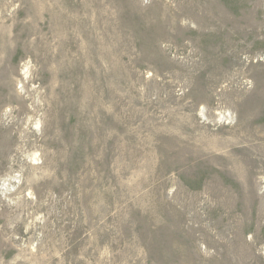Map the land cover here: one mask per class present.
I'll return each instance as SVG.
<instances>
[{
	"label": "rangeland",
	"instance_id": "rangeland-1",
	"mask_svg": "<svg viewBox=\"0 0 264 264\" xmlns=\"http://www.w3.org/2000/svg\"><path fill=\"white\" fill-rule=\"evenodd\" d=\"M263 219L264 0H0V264H264Z\"/></svg>",
	"mask_w": 264,
	"mask_h": 264
},
{
	"label": "bare ground",
	"instance_id": "bare-ground-1",
	"mask_svg": "<svg viewBox=\"0 0 264 264\" xmlns=\"http://www.w3.org/2000/svg\"><path fill=\"white\" fill-rule=\"evenodd\" d=\"M263 220H264V219H263ZM6 225H7V224H6ZM5 231H6V230H5ZM211 248H212V247H211ZM204 252H205V251H204ZM201 254H203V255H204L205 253H203V252H202Z\"/></svg>",
	"mask_w": 264,
	"mask_h": 264
}]
</instances>
